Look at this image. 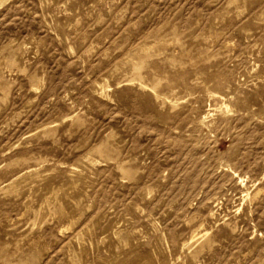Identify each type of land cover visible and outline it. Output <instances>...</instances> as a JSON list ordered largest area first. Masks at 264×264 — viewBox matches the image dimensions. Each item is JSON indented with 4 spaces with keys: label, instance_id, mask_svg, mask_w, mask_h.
<instances>
[{
    "label": "rangeland",
    "instance_id": "1",
    "mask_svg": "<svg viewBox=\"0 0 264 264\" xmlns=\"http://www.w3.org/2000/svg\"><path fill=\"white\" fill-rule=\"evenodd\" d=\"M0 264H264V0H0Z\"/></svg>",
    "mask_w": 264,
    "mask_h": 264
}]
</instances>
